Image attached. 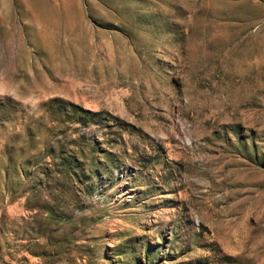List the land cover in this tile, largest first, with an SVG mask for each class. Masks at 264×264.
I'll list each match as a JSON object with an SVG mask.
<instances>
[{
  "label": "rangeland",
  "instance_id": "rangeland-1",
  "mask_svg": "<svg viewBox=\"0 0 264 264\" xmlns=\"http://www.w3.org/2000/svg\"><path fill=\"white\" fill-rule=\"evenodd\" d=\"M0 264H264V0H0Z\"/></svg>",
  "mask_w": 264,
  "mask_h": 264
}]
</instances>
